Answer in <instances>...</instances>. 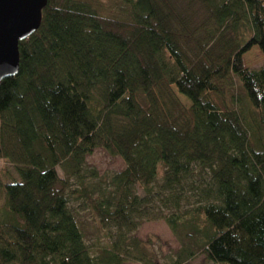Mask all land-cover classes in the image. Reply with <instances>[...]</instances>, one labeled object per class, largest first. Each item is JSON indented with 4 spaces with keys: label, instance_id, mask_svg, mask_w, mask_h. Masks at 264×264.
Listing matches in <instances>:
<instances>
[{
    "label": "trees",
    "instance_id": "obj_1",
    "mask_svg": "<svg viewBox=\"0 0 264 264\" xmlns=\"http://www.w3.org/2000/svg\"><path fill=\"white\" fill-rule=\"evenodd\" d=\"M122 1L117 18L48 0L18 76L0 81V159L18 174L0 185V264H153L135 235L149 220L181 241L174 264H264V67L244 64L264 55V0ZM96 149L126 166L105 187L85 184ZM71 178L115 230L98 255Z\"/></svg>",
    "mask_w": 264,
    "mask_h": 264
},
{
    "label": "rangeland",
    "instance_id": "obj_2",
    "mask_svg": "<svg viewBox=\"0 0 264 264\" xmlns=\"http://www.w3.org/2000/svg\"><path fill=\"white\" fill-rule=\"evenodd\" d=\"M102 7L101 14L107 17L117 16L121 17L124 11L130 8L124 4L122 0H99ZM127 15V14H126ZM244 64L249 69H258L264 67V55L260 53L258 47L252 49L244 55ZM237 89L240 90L238 84ZM178 99L186 108L191 107V101L181 95L177 88L173 87ZM86 168L87 172L86 186L100 185L105 187V183L110 182L112 176L119 174L125 170L126 166L120 156L113 157L103 149H96L91 155L87 156ZM197 168V167H196ZM58 174L61 179H65L66 175L62 168L58 167ZM204 173V172H203ZM95 174V176H93ZM205 180L197 178L198 186L204 187L205 183L209 181V174H203ZM18 178L17 171L11 165L5 163L0 159V185L7 182H12L13 179ZM157 183L162 182V177L158 179ZM71 191L69 192L68 200L70 201L69 208L73 211L76 221L79 223L81 232L84 235V241L90 248L94 255L101 253L104 248L111 247L112 236L115 235V230L106 229L101 225V221L97 218L94 212L89 208L87 202L79 195L75 194L74 190L80 188L79 179L71 178ZM186 190L190 188L186 186ZM140 195L143 194L141 190ZM2 197H0V206H2ZM136 238L148 248L151 255L154 257L153 264H174L176 256L181 251V241L174 236L171 229L164 220H149L144 222L139 231L135 234ZM125 264H141L139 262L126 261ZM186 264H213L207 261L202 255H198L194 260L188 261Z\"/></svg>",
    "mask_w": 264,
    "mask_h": 264
},
{
    "label": "water",
    "instance_id": "obj_3",
    "mask_svg": "<svg viewBox=\"0 0 264 264\" xmlns=\"http://www.w3.org/2000/svg\"><path fill=\"white\" fill-rule=\"evenodd\" d=\"M48 0H0V81L18 76L19 45L37 33Z\"/></svg>",
    "mask_w": 264,
    "mask_h": 264
}]
</instances>
